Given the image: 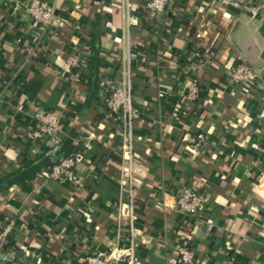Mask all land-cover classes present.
Returning <instances> with one entry per match:
<instances>
[{
    "label": "crops",
    "instance_id": "0c3cea01",
    "mask_svg": "<svg viewBox=\"0 0 264 264\" xmlns=\"http://www.w3.org/2000/svg\"><path fill=\"white\" fill-rule=\"evenodd\" d=\"M48 1L56 22L39 37L27 0H0V264H85L131 243L140 264H183V232L193 264H264V0H177L155 14L147 0ZM240 61L254 88L231 81ZM113 83L138 112L131 157L106 107ZM39 110L59 115L54 140L28 138ZM67 155L81 184L47 175ZM192 184L210 197L195 218L175 208Z\"/></svg>",
    "mask_w": 264,
    "mask_h": 264
},
{
    "label": "built area",
    "instance_id": "2783aa9c",
    "mask_svg": "<svg viewBox=\"0 0 264 264\" xmlns=\"http://www.w3.org/2000/svg\"><path fill=\"white\" fill-rule=\"evenodd\" d=\"M27 13L32 20L33 25L40 30L39 37L51 36L52 27L56 22L55 5L48 0H27ZM177 0H147L144 8L152 13H161L167 7L174 6ZM129 6H132L129 3ZM136 7V6H134ZM3 51V35L0 31V54ZM68 64L77 72L82 67V61L78 56L73 55L68 58ZM78 73V72H77ZM76 73V74H77ZM231 81L235 84L254 88L258 74L250 64L240 61L236 63L231 72ZM200 93V86L194 80L188 89L187 98L195 100ZM106 107L112 113L115 119L121 122L123 127V139L121 146L132 154V123L137 115V110L133 101V93L129 87L113 83L110 85L109 92L106 95ZM60 128V117L51 110H39L35 114V122L31 126L27 136L31 140L50 138L54 140ZM206 143V135L199 133L193 144L194 148H201ZM88 146V144H86ZM77 155H67L59 158L48 167L47 175L49 178L59 182H72L81 184L82 177L76 171ZM210 203V197L205 190L200 189L195 184L186 186L176 196V210L189 217L195 218ZM6 239V230L0 227V244ZM175 251L179 260L183 264L195 263V253L185 241H179L176 244ZM127 264H140V259L136 252L134 243L128 246L114 245L108 250H99L93 252L84 258L85 264H118L119 262ZM226 264H236L233 256H228Z\"/></svg>",
    "mask_w": 264,
    "mask_h": 264
},
{
    "label": "trees",
    "instance_id": "16d2710c",
    "mask_svg": "<svg viewBox=\"0 0 264 264\" xmlns=\"http://www.w3.org/2000/svg\"><path fill=\"white\" fill-rule=\"evenodd\" d=\"M180 238L182 241H185L190 246V236L187 232L181 233Z\"/></svg>",
    "mask_w": 264,
    "mask_h": 264
}]
</instances>
